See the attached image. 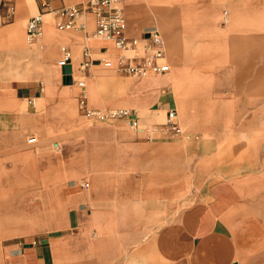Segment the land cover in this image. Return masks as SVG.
I'll list each match as a JSON object with an SVG mask.
<instances>
[{"label":"crops","instance_id":"1","mask_svg":"<svg viewBox=\"0 0 264 264\" xmlns=\"http://www.w3.org/2000/svg\"><path fill=\"white\" fill-rule=\"evenodd\" d=\"M89 1L0 0V264H264V0L125 3L126 36L160 32L177 91L107 66L121 51L93 37L94 14L63 30L43 5ZM83 92L137 125L90 118Z\"/></svg>","mask_w":264,"mask_h":264},{"label":"built area","instance_id":"2","mask_svg":"<svg viewBox=\"0 0 264 264\" xmlns=\"http://www.w3.org/2000/svg\"><path fill=\"white\" fill-rule=\"evenodd\" d=\"M129 0H90L82 5L64 6L53 8L45 3L47 13L60 18L59 28L63 30H86L84 17L87 14H94L96 18V29L93 37L99 40L109 41L121 51L120 59L114 63L111 60H104L107 66H116L119 72L135 77L147 74L161 75L170 72L171 67L166 62L165 41L158 31H151L148 43L142 48L141 40L128 38L126 36V15L125 3ZM44 13H39L30 18L27 22V34L31 42L39 39L43 34ZM87 60L83 68L91 66L90 52L85 51ZM72 58L70 51L64 52L60 61L61 66L67 65ZM80 106L83 112L95 120H117L128 119L133 125L135 122L134 111L129 109L95 110L88 106L86 92L80 98ZM164 130L172 135L181 133L180 122L176 110L168 113V121ZM32 138L30 142H35Z\"/></svg>","mask_w":264,"mask_h":264},{"label":"bare ground","instance_id":"3","mask_svg":"<svg viewBox=\"0 0 264 264\" xmlns=\"http://www.w3.org/2000/svg\"><path fill=\"white\" fill-rule=\"evenodd\" d=\"M191 2V1H189ZM232 10V9H231ZM251 29V28H250ZM245 30V29H244ZM249 36V35H248ZM251 36V35H250ZM244 39V38H243ZM243 41V40H242ZM238 57V56H237ZM244 57V56H243ZM245 60V59H244ZM241 61V60H240ZM186 63V62H185ZM60 65V64H59ZM184 65V64H183ZM178 66V65H177ZM234 66V65H233ZM199 67V66H197ZM214 67V66H213ZM186 68V67H185ZM200 68V67H199ZM207 68V67H206ZM192 69V68H191ZM180 70V69H179ZM201 71V70H200ZM180 74V73H179ZM189 74V73H188ZM192 75V74H191ZM141 80H148V82L150 83H157L159 82L158 84H167V85H171L176 91H177V88L179 86V79H178V74H177V70L176 68L173 67L172 71L169 72V73H166V74H161V75H154V74H147V75H144V76H140V77H137ZM180 78V77H179ZM201 78V77H200ZM181 80V79H180ZM198 80V79H197ZM206 80V79H205ZM190 84V83H189ZM148 85V84H146ZM146 85H143V86H140L138 87V89H134V90H131V91H128L127 89V93H126V98L127 100L129 101H135V102H139L140 101V95L142 93H144V91H142V89L146 88L147 86ZM200 86V85H199ZM161 89V88H160ZM128 92H131V93H128ZM99 87H98V84H97V87H92V86H89V90H88V95L89 97L92 99L93 98H96V97H100L99 95ZM146 94V93H145ZM159 94V93H158ZM156 94V95H158ZM142 96V95H141ZM146 95H144L145 97ZM142 97V98H144ZM159 97V96H158ZM170 97V96H169ZM146 98V97H145ZM155 99V98H153ZM169 99V98H168ZM151 100V99H150ZM152 101V100H151ZM154 101V100H153ZM144 102V101H143ZM157 102V101H156ZM145 103V102H144ZM153 104V103H152ZM137 105V103H136ZM169 105V104H168ZM104 108V107H103ZM170 108H171V105H170ZM174 108V107H173ZM145 109V108H144ZM164 109V108H163ZM163 119V116L160 117ZM155 150V149H154ZM168 154V153H167ZM15 209V208H14ZM19 209V208H18ZM4 211V210H3ZM38 212V209L35 208L34 209V212ZM9 212V211H8ZM6 214V213H5ZM15 217H17L16 219H18L20 217L21 220H23L25 217L22 215V214H17ZM26 219H29L26 217ZM32 219V218H30ZM29 219V220H30Z\"/></svg>","mask_w":264,"mask_h":264},{"label":"rangeland","instance_id":"4","mask_svg":"<svg viewBox=\"0 0 264 264\" xmlns=\"http://www.w3.org/2000/svg\"><path fill=\"white\" fill-rule=\"evenodd\" d=\"M169 28H173L172 27V25H170L169 24V26H168ZM161 30V32H163L162 31V29H160ZM164 33V32H163ZM168 43V42H167ZM165 50H166V47H165ZM167 54H168V60L170 61V63H172V61H171V57H170V53H169V47H168V44H167ZM172 66V65H171ZM172 68V67H171ZM112 73H114V74H118V75H122V76H125L124 74H121V73H116V72H112ZM30 75H25V77L26 78H28ZM101 77H103V78H105V79H107V80H110V78H111V76H108V75H102ZM131 79L133 78L132 76H129ZM78 79H82V76L81 77H78ZM85 80V79H84ZM87 81V80H86ZM87 83V86H88V82H86ZM105 89H110V90H112V87H106ZM37 102V101H36ZM37 109H38V111H40L41 110V108H40V106H39V102L37 103ZM160 119V118H159ZM163 120H164V118H163ZM87 121H88V123L89 124H91L94 120H90V119H87ZM82 182V181H81ZM5 242H7V240H5V239H3V238H0V250H1V248H2V245L5 243Z\"/></svg>","mask_w":264,"mask_h":264}]
</instances>
